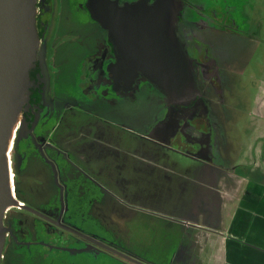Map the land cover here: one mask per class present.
Returning <instances> with one entry per match:
<instances>
[{
    "label": "rangeland",
    "instance_id": "rangeland-1",
    "mask_svg": "<svg viewBox=\"0 0 264 264\" xmlns=\"http://www.w3.org/2000/svg\"><path fill=\"white\" fill-rule=\"evenodd\" d=\"M180 1L188 11L203 15L197 19L207 14L215 18L214 22L206 20V28H195L204 37L208 49L205 56L209 54L216 74V80L208 72L196 76L199 99L209 125L208 129L202 128L209 134V158L235 171L236 157L242 158L253 145L247 133L249 126L259 115L264 117V0ZM77 63L78 60L59 58L45 62L44 97L55 109L50 140L66 159L64 168L58 170L59 181L68 176L73 178L76 207L82 214L86 211L93 222L85 232L143 264H176L174 256L181 244H206L202 253L192 251V246L189 251L200 264H218L221 256L218 244L225 232L209 238L200 231V237L195 238L198 231L190 232L191 222L187 218L188 203L193 202H190L191 186H197L193 184L196 182L200 189L204 188L201 184L207 181V175L193 168L196 166L183 154L185 151L170 147L164 139L168 135L157 126L163 115L148 107L145 100L125 106L77 96L74 75ZM22 109L23 105L17 113ZM17 113L10 124L8 139L19 119L15 120ZM21 120L15 133L20 147L15 150V143L11 164L16 197L45 203L57 197V186L46 161L37 151H27L29 127L25 119L20 127ZM194 131L190 133L194 139L203 136V131ZM193 145L197 146L196 142ZM207 150L200 152L201 159H205ZM10 157L11 152L8 166ZM225 179L229 182L227 176ZM229 187L227 182L218 187L222 191L218 194L223 198L221 212H225L226 222L230 211ZM13 208L10 205L2 216ZM79 240L75 247H81L80 244L86 247L77 254L49 252L43 262L135 264L115 252ZM5 245L2 244L0 253L4 254ZM0 264H6L5 258Z\"/></svg>",
    "mask_w": 264,
    "mask_h": 264
},
{
    "label": "flooded vegetation",
    "instance_id": "flooded-vegetation-1",
    "mask_svg": "<svg viewBox=\"0 0 264 264\" xmlns=\"http://www.w3.org/2000/svg\"><path fill=\"white\" fill-rule=\"evenodd\" d=\"M87 1L34 0L33 27L36 48L33 65L29 70L31 86L28 93L25 94L26 103L24 106L26 107H23L20 112L10 141L9 176L14 202L34 209L44 217L28 208L19 206H14L15 208L8 215L3 214L0 225L6 228L2 239L3 246L6 245L4 254L0 253V260L5 258L6 264H45L43 261H47L48 254L58 251L77 254L80 248L86 247L85 244L75 247V244L80 243L79 239H84L88 244H93L104 250L90 240L56 224L60 222L99 240L97 236L85 232V230H89L93 222L86 211L82 214L76 207L77 199L74 198L76 190L73 189L74 180L72 177L68 176L62 182L58 178L59 183H55L57 197L51 198L45 203L38 204L16 197L14 171L11 169V164L12 151L16 143L15 133L22 118L25 119L29 127L26 130L25 147L27 151H37L38 156L45 160L41 154L42 151L55 164L57 171L62 170L66 163V159L53 146L49 136L55 109L48 104L44 97L46 61L55 58L78 60L77 67L74 69V75L77 78V96H83L86 100H102L110 105L125 106H134L136 101L145 100L148 107H152L163 115L162 121L157 126L159 131L162 130L165 135H168L164 139L171 145L170 147L200 154L209 146L208 131H204L202 128V126H206L208 129L209 125L205 107L199 99V95L189 105H170L165 97L142 76L136 77L127 89L113 88L109 70V66L115 59L113 45L109 40L107 30L102 28L91 16L87 8ZM116 1L122 4L136 0ZM200 16L203 15H200L199 11H188L181 2L177 34L192 61L195 76H203L208 72L209 76L213 74L212 77L216 80L214 64L209 61V54H207L208 58L205 56L208 49L204 37L195 31V28H206L208 24L206 20L214 22L215 18L207 14L206 17L197 19ZM208 62H210L209 65H207ZM205 66H207V71ZM192 129L195 130L194 132L202 133L203 131V136L194 139L190 134ZM194 142L197 146L193 145ZM19 147L20 145H17V148ZM46 163L51 168L47 161ZM88 192L85 191V194H90ZM8 207L4 211H7ZM87 248L91 249L90 246Z\"/></svg>",
    "mask_w": 264,
    "mask_h": 264
},
{
    "label": "water",
    "instance_id": "water-1",
    "mask_svg": "<svg viewBox=\"0 0 264 264\" xmlns=\"http://www.w3.org/2000/svg\"><path fill=\"white\" fill-rule=\"evenodd\" d=\"M33 6L34 0H0V220L10 205L42 215L10 197L5 158L10 124L17 110L22 105L26 107L23 94H27L31 86L29 70L36 48ZM87 8L93 19L107 30L113 45L115 59L109 70L114 89H127L136 77L142 76L170 105L186 106L198 97L192 61L177 34L180 0H136L122 4L116 0H88ZM23 121L22 118L20 127ZM41 154L51 165L54 181L58 184L55 164L42 151ZM56 224L135 264H143L94 237L60 222ZM5 230L0 225V249Z\"/></svg>",
    "mask_w": 264,
    "mask_h": 264
},
{
    "label": "crops",
    "instance_id": "crops-1",
    "mask_svg": "<svg viewBox=\"0 0 264 264\" xmlns=\"http://www.w3.org/2000/svg\"><path fill=\"white\" fill-rule=\"evenodd\" d=\"M253 145L250 144L247 154L236 157L233 166L235 171L227 170L222 164L198 153H183L191 159L192 165L199 168L208 179L201 185L193 182L187 218L190 219V232L198 231L195 238L225 232L220 238L218 247L221 253L218 264H264V117L259 115L247 130ZM183 152V151H182ZM189 153V154H186ZM224 157V156H223ZM218 164V165H217ZM244 169V170H243ZM228 174V175H226ZM229 178V182L225 179ZM229 184L228 204L230 211L228 221L224 220L225 212H221L223 201L218 187ZM219 193V194H218ZM216 194L219 196L215 197ZM209 199H215L209 202ZM199 206L202 210H199ZM214 209V210H213ZM200 226V227H199ZM201 233V234H202ZM219 237V234H218ZM206 244H181L174 256L176 264H200L192 251H205ZM192 246V251H189Z\"/></svg>",
    "mask_w": 264,
    "mask_h": 264
},
{
    "label": "bare ground",
    "instance_id": "bare-ground-1",
    "mask_svg": "<svg viewBox=\"0 0 264 264\" xmlns=\"http://www.w3.org/2000/svg\"><path fill=\"white\" fill-rule=\"evenodd\" d=\"M26 98V95L25 93L23 94V100H25ZM20 112L21 111H18L17 113V116L15 118V120L17 121L19 115H20ZM16 124V122H15ZM14 124V126H15ZM14 126H13V129H14ZM9 132V131H8ZM13 133V132H12ZM11 137H12V134L9 136V139H8V136H7V140H6V150H5V158H6V162H7V167H8V174H9V166H8V155H9V148H10V141H11ZM9 176V175H8ZM8 180H9V191H10V197L12 198V193H11V187H10V176L8 177Z\"/></svg>",
    "mask_w": 264,
    "mask_h": 264
},
{
    "label": "trees",
    "instance_id": "trees-1",
    "mask_svg": "<svg viewBox=\"0 0 264 264\" xmlns=\"http://www.w3.org/2000/svg\"><path fill=\"white\" fill-rule=\"evenodd\" d=\"M17 149V147H15V150ZM93 236H95V235H93Z\"/></svg>",
    "mask_w": 264,
    "mask_h": 264
}]
</instances>
